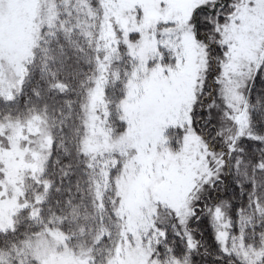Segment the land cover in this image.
Listing matches in <instances>:
<instances>
[{
  "label": "snow or ice",
  "instance_id": "snow-or-ice-1",
  "mask_svg": "<svg viewBox=\"0 0 264 264\" xmlns=\"http://www.w3.org/2000/svg\"><path fill=\"white\" fill-rule=\"evenodd\" d=\"M0 264H264V0H0Z\"/></svg>",
  "mask_w": 264,
  "mask_h": 264
}]
</instances>
